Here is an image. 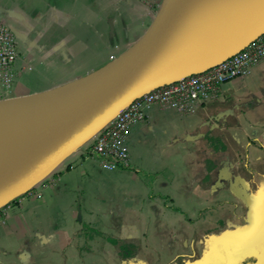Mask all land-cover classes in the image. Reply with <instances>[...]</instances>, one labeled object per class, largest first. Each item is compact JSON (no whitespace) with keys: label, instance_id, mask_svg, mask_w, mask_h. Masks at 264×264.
I'll return each instance as SVG.
<instances>
[{"label":"crops","instance_id":"1","mask_svg":"<svg viewBox=\"0 0 264 264\" xmlns=\"http://www.w3.org/2000/svg\"><path fill=\"white\" fill-rule=\"evenodd\" d=\"M155 7L0 0L19 50L11 95L0 97V107L76 97L154 25ZM261 30L264 0H197L185 67L212 65ZM57 103L13 114L55 112ZM126 145L124 168L104 169L79 148L40 174L0 172V179L33 177L2 207L0 264H242V257L264 264V61L193 112L152 105ZM113 240L131 243L134 253L122 257Z\"/></svg>","mask_w":264,"mask_h":264},{"label":"water","instance_id":"2","mask_svg":"<svg viewBox=\"0 0 264 264\" xmlns=\"http://www.w3.org/2000/svg\"><path fill=\"white\" fill-rule=\"evenodd\" d=\"M196 2L159 0L154 25L92 75L76 97L62 98L55 112L0 115V130L9 137L0 156V172L30 176L49 170L68 153L85 145L137 96L195 72L187 69L185 63L188 29ZM63 104L74 105L72 111H62ZM20 179L23 178L2 177L1 190ZM32 181L33 177L15 194L0 199V207L29 188Z\"/></svg>","mask_w":264,"mask_h":264},{"label":"built area","instance_id":"3","mask_svg":"<svg viewBox=\"0 0 264 264\" xmlns=\"http://www.w3.org/2000/svg\"><path fill=\"white\" fill-rule=\"evenodd\" d=\"M142 1L151 6L158 4L156 0ZM18 53L17 41L12 31L0 18L1 100H7L11 95L16 78L14 64ZM262 61H264V31L228 57L137 96L99 129L81 149L95 154L104 169L124 168L129 164L127 135L132 125L144 118L145 111L149 107L160 105L176 109L180 113L193 112L202 101L216 97L223 83L236 77L247 76L252 68ZM2 207H0V223L3 218Z\"/></svg>","mask_w":264,"mask_h":264},{"label":"bare ground","instance_id":"4","mask_svg":"<svg viewBox=\"0 0 264 264\" xmlns=\"http://www.w3.org/2000/svg\"><path fill=\"white\" fill-rule=\"evenodd\" d=\"M61 98H62V95L52 96L49 98L37 97V98L30 99V100H28L24 103H20V104L18 103V101L13 105L12 104H10V105L5 104L4 107H2V109H0V115L13 114V113H15V110H17L19 107H23V108H20V109H22V111L23 110L27 111L32 106H36L38 108H41V107H43V105H45L47 103H54V102L57 103ZM8 142H9V137H6L5 133L0 130V156L2 153H4L3 148H4V146H6L8 144ZM30 181H31V178L20 179L19 182L12 185L11 187H8L7 189H3L2 193L0 195V199L3 200L7 197H10L11 195H13L17 191H19L22 187L27 185Z\"/></svg>","mask_w":264,"mask_h":264},{"label":"trees","instance_id":"5","mask_svg":"<svg viewBox=\"0 0 264 264\" xmlns=\"http://www.w3.org/2000/svg\"><path fill=\"white\" fill-rule=\"evenodd\" d=\"M210 141L212 143H214L216 141V139H211L210 138ZM220 147L223 148L222 146H220ZM13 201L14 200H12L10 202H13ZM7 204L8 203H6L5 205H7ZM113 242L118 245L119 252L122 255V257L129 258L134 253L135 247L131 243L118 242L116 240H113ZM253 261H254V259L250 257V258L242 259L241 263L242 264H251Z\"/></svg>","mask_w":264,"mask_h":264},{"label":"flooded vegetation","instance_id":"6","mask_svg":"<svg viewBox=\"0 0 264 264\" xmlns=\"http://www.w3.org/2000/svg\"><path fill=\"white\" fill-rule=\"evenodd\" d=\"M235 258V257H234ZM243 259H244V257H242ZM242 260H241V258H240V260H239V262H241Z\"/></svg>","mask_w":264,"mask_h":264}]
</instances>
